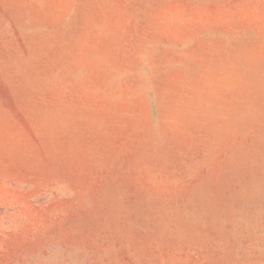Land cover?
<instances>
[{"label": "rangeland", "instance_id": "1", "mask_svg": "<svg viewBox=\"0 0 264 264\" xmlns=\"http://www.w3.org/2000/svg\"><path fill=\"white\" fill-rule=\"evenodd\" d=\"M0 264H264V0H0Z\"/></svg>", "mask_w": 264, "mask_h": 264}]
</instances>
